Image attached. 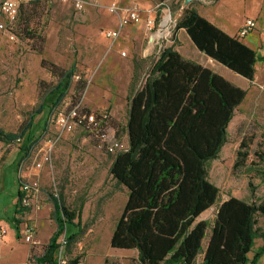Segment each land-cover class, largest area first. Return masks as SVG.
Segmentation results:
<instances>
[{
	"label": "rangeland",
	"instance_id": "374dc122",
	"mask_svg": "<svg viewBox=\"0 0 264 264\" xmlns=\"http://www.w3.org/2000/svg\"><path fill=\"white\" fill-rule=\"evenodd\" d=\"M18 1L24 9L33 11L29 24V34L33 38L24 32L19 16L13 26L0 30V131L19 133L30 117L35 116L33 124L38 125L35 135L40 138L26 158L19 150L21 144L0 142V221L10 228L19 224L13 221V214L17 202L16 189L21 183L36 188L44 199L47 195L65 199V190L68 195L80 193L79 199L74 197L75 202H72V211L80 213L85 207L83 220L79 219L80 234L64 249L65 258L70 261L78 257L80 264H122L119 258L114 257L119 252L109 246L124 195L123 189L108 172L115 155L107 154L90 131L76 127L71 132L62 133L50 161H44L45 132L42 133L40 127L46 114H34L44 89L55 83L49 72L41 67V60L64 70L73 67L72 85L58 106L47 115L50 124L46 134L54 133L55 125L51 122L55 116L65 114L78 102L91 113H113L117 119L111 118L115 132L112 134L106 130L107 139L114 135L125 148L129 87L135 83V89H138L156 60L153 53L148 54V34L141 28L127 27L122 29L116 41L105 39L103 32L115 27V18L105 11L110 0H83L85 5L79 11L70 4L50 0ZM133 2L137 3V0ZM148 2L154 7L145 9L143 16L150 11L156 21L169 13L177 22L183 11L181 3L174 0ZM130 3V0H123L121 4ZM0 23H4L2 16ZM175 46L180 47V51L184 50L172 29L163 49ZM122 52L125 56H121ZM201 58L192 57L194 63L207 67L208 63ZM255 71L254 80L245 88L243 102L235 109L228 124L225 144L217 158L207 163L208 180L219 190V200L223 196H235L243 201L258 202L264 196V180L256 173L264 169V161L255 156V153L260 155L264 152V61ZM81 77L86 87L82 93H77L75 83ZM241 142L248 144V157L243 166L235 167ZM30 212L27 209L21 215L33 213V216H39L42 213ZM52 213L49 215L51 219ZM33 218L23 220L24 225L37 231ZM258 226L264 227L263 217H258ZM39 227L37 237L43 240L49 234V227L44 223ZM74 231V225L67 224L65 235L70 236ZM37 237V244L33 246L36 252L31 257L40 255L44 249L42 245L46 244ZM21 241L19 254L16 252L14 255L15 261L22 258L23 243L29 245L24 241L23 230ZM5 252L0 255L1 263L7 261L3 255ZM127 260L125 264H134L133 260Z\"/></svg>",
	"mask_w": 264,
	"mask_h": 264
},
{
	"label": "trees",
	"instance_id": "16d2710c",
	"mask_svg": "<svg viewBox=\"0 0 264 264\" xmlns=\"http://www.w3.org/2000/svg\"><path fill=\"white\" fill-rule=\"evenodd\" d=\"M18 16L26 35L33 38L29 34L32 9L19 4L16 21ZM178 29L185 31L199 53L248 82L254 80L255 52L202 18L192 4L183 9L175 25V31ZM40 65L55 79L40 95L41 103L34 114H46L40 127L44 133L47 115L72 85L75 69L64 70L44 60ZM85 87L86 82L79 78L76 92L82 93ZM245 96V90L183 59L173 48L161 51L138 89L135 83L129 87L127 147L115 154L108 170L115 183L127 190L126 202L109 239L111 249L136 250L134 264H194L209 226L196 219L219 196L217 187L208 180L207 163L217 158L225 144L228 124ZM34 117L19 133L0 131V142L21 144L19 150L26 158L40 138L35 135L38 125L34 126ZM107 128L115 129L110 117L100 125L101 130ZM255 156L264 161V152ZM247 157L248 144L241 142L234 166H243ZM256 173L264 180V169ZM21 198L18 188L15 215L27 210L20 208ZM50 199L56 231L43 254L35 258L36 264H54L58 241L67 224L78 231L65 235V248L80 234L78 213L65 207L61 196ZM258 217H264V196L258 202L229 197L220 204L201 264H257L264 254V231L258 226ZM255 239L263 243L248 261ZM69 263L78 264L79 258Z\"/></svg>",
	"mask_w": 264,
	"mask_h": 264
},
{
	"label": "crops",
	"instance_id": "0c3cea01",
	"mask_svg": "<svg viewBox=\"0 0 264 264\" xmlns=\"http://www.w3.org/2000/svg\"><path fill=\"white\" fill-rule=\"evenodd\" d=\"M122 1L123 0H121V3ZM130 1H131L130 4H137V6L139 7L141 11V17H144L143 15H144V11H146L145 9H148L150 8V6H152L149 9V10H152L154 7L151 4V2H148L149 0H137V3H134L133 2L134 0H130ZM174 1L181 3L180 9H184L188 7L190 4H192L196 12L202 18H204L210 24H212L213 26L221 30L223 33H225L226 35L232 38H237V32L239 28L242 26L246 18L254 19L256 21V26H257L255 31H253L252 33H250L249 35H247L246 37L242 39H238V41H240L245 46H247L248 48H250L251 50L255 52L256 58H257V61L254 66L255 69H257L259 67V64H261V62L264 61V0H192L186 6H184L183 4L184 0H174ZM127 27H138V28L143 29L142 24H139L136 26H127ZM175 37L177 38L180 45L184 46V50L180 51L179 50L180 47H176V46L173 48V50H175L183 59L187 61L195 62L193 61L192 57H202L201 59L205 61L206 63H208V66L205 68L218 74L219 76L227 80L229 83H231L232 85L240 89L245 90L248 83H250L244 78L232 73L225 67L219 65L215 61L206 57L205 55L199 53L196 49H193L194 46L183 29L176 30ZM143 55L146 56V53L145 54L143 53ZM196 64H198V62ZM254 76H256V71H255ZM108 115L110 118L117 120L113 113L109 112ZM110 129L112 132H115V129H112V128ZM126 145H127V142H126ZM120 187L123 189L124 195H123V201L121 202V204H119L120 205L119 210L123 208L126 202V199H127V190L123 186H120ZM17 189H18V186H17ZM17 189H16V199H17ZM64 196H66V198L64 199V197L62 196V200L64 201L65 207H67L69 210L72 211L73 210L72 208H74V205L72 204V202H75L74 197L79 199L81 195L80 193L78 195H68L67 190H65ZM232 197L239 199L235 196H232ZM228 198H229L228 196H223L219 200V196H218L217 202L211 208L203 212L196 219L197 222L206 221L209 226L206 230L205 237L202 240L201 251L196 256L194 260V264L202 263L204 251L207 246V242H208L209 235H210V228L213 224L217 208L220 204H222ZM37 199H38L40 208L38 210H35V208H31L29 210L31 211L30 213H32L33 211L34 214L42 212L41 215L33 216V213L29 215L13 214V221L17 224L19 222V224L14 225L13 228H10L5 223L0 221V228L2 231V239L0 241V255L3 253L4 250H6V252L3 255H6V258H7L6 262L4 263L0 262V264H36L34 262L35 258L40 257L43 254L42 252L38 256L34 255L33 257H31V254L36 252V248L33 247L35 245H30V244L26 245L23 243V246L25 248H23L24 252L22 253V258L20 260L18 259L15 261L14 255L16 254V252L19 254L18 248L20 247V243L22 244L21 234H22V224L24 225L23 220L34 217L33 224L36 228L38 227L37 231H35L36 237L38 235V231L40 228L39 225L42 223L48 225L49 227L48 236H46V238L43 240L37 237L38 240L46 243L45 245H42L44 246V248L48 244L50 238L55 233L56 224L53 219V213H52V219L49 218L50 213L54 212V206L50 199V196L47 195L46 199H44L42 193L38 192ZM69 202H70V205H69ZM15 210H16V207H15ZM15 210H14V213H15ZM84 211H85V207L81 208L80 213L77 211L79 219L81 220H83ZM76 222H77V219L74 220V223ZM262 230L264 231V227L262 228ZM77 231L78 229L75 228V231L72 232L70 235L75 234ZM35 236H34V239H35ZM8 239L10 241L5 243L4 240H8ZM262 243L263 242L260 239L254 240V245L251 249V252L247 254L248 261H250L253 258V253L257 250V248H259L262 245ZM117 251L119 253H117V255H115L114 257L119 258L122 264L127 263L129 261L127 259L133 260L134 263L136 262L137 260L136 250H117ZM78 264H80V262ZM257 264H264V254L258 259Z\"/></svg>",
	"mask_w": 264,
	"mask_h": 264
},
{
	"label": "built area",
	"instance_id": "2783aa9c",
	"mask_svg": "<svg viewBox=\"0 0 264 264\" xmlns=\"http://www.w3.org/2000/svg\"><path fill=\"white\" fill-rule=\"evenodd\" d=\"M43 1V0H38ZM58 2L60 4H70L75 10L79 11L85 5L83 0H50ZM18 0H0V16L3 17L4 23H0V30H5L7 27H11L17 20ZM105 11L110 16L115 18V27L113 29H107L103 32L105 39L114 42L116 41L122 29L127 26H136L139 24L143 25L145 33L148 34L147 44L149 52L153 53V58L157 59L161 51L163 50V43L167 41V37H170L171 30L175 31V20L171 19V15L165 14L158 21L155 17H152L149 11L145 17H141V11L137 4L122 5L121 0H110L105 6ZM168 17L167 21L165 18ZM256 21L254 19L246 18L237 32V38L242 39L255 31ZM121 56H125L122 52ZM147 56V55H146ZM109 115L107 113H91L81 107L80 103H77L65 114H58L55 116L51 123L55 125V131L52 135H47V130L50 122L47 124L44 139V161L49 162L53 151L62 137V133L71 132L74 128H82L93 133L95 139L98 140L100 147H102L107 154L115 155L118 152L125 151L120 141L112 135L111 139H107L106 130L100 129V125L106 124ZM114 132H112L113 134ZM40 165H38L39 167ZM19 191L22 194L20 208L31 209L40 208L37 194L38 190L32 188L27 184H20ZM23 237L24 241L30 245H36L37 242L34 239L35 231L34 228L28 225L23 226ZM2 239V231L0 228V241ZM66 247V237L63 233L58 241V248L54 254V264H70L65 258L64 249Z\"/></svg>",
	"mask_w": 264,
	"mask_h": 264
},
{
	"label": "water",
	"instance_id": "95a60500",
	"mask_svg": "<svg viewBox=\"0 0 264 264\" xmlns=\"http://www.w3.org/2000/svg\"><path fill=\"white\" fill-rule=\"evenodd\" d=\"M190 1H192V0H184V2H183L184 6H186Z\"/></svg>",
	"mask_w": 264,
	"mask_h": 264
},
{
	"label": "bare ground",
	"instance_id": "6f19581e",
	"mask_svg": "<svg viewBox=\"0 0 264 264\" xmlns=\"http://www.w3.org/2000/svg\"><path fill=\"white\" fill-rule=\"evenodd\" d=\"M168 17L165 18V20L167 21Z\"/></svg>",
	"mask_w": 264,
	"mask_h": 264
}]
</instances>
